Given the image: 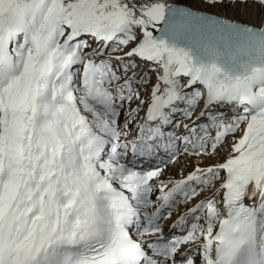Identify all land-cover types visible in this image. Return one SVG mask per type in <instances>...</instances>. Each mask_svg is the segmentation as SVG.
Returning a JSON list of instances; mask_svg holds the SVG:
<instances>
[{"label":"snow or ice","instance_id":"6c2138e0","mask_svg":"<svg viewBox=\"0 0 264 264\" xmlns=\"http://www.w3.org/2000/svg\"><path fill=\"white\" fill-rule=\"evenodd\" d=\"M0 0V264H264V0Z\"/></svg>","mask_w":264,"mask_h":264},{"label":"rangeland","instance_id":"374dc122","mask_svg":"<svg viewBox=\"0 0 264 264\" xmlns=\"http://www.w3.org/2000/svg\"><path fill=\"white\" fill-rule=\"evenodd\" d=\"M167 3L188 4L190 8L205 11L208 13H215L218 16H223L229 19H247L249 13L257 11L255 5L246 7L237 6H218L216 8H209L207 5L198 2V0H166Z\"/></svg>","mask_w":264,"mask_h":264},{"label":"water","instance_id":"95a60500","mask_svg":"<svg viewBox=\"0 0 264 264\" xmlns=\"http://www.w3.org/2000/svg\"><path fill=\"white\" fill-rule=\"evenodd\" d=\"M170 4H178V3H170ZM193 9V8H192ZM193 10H196V9H193ZM199 11H201V10H199ZM201 12H205V11H201ZM208 13V12H207ZM221 17H223V16H221ZM229 19V18H228ZM231 20V19H230Z\"/></svg>","mask_w":264,"mask_h":264}]
</instances>
